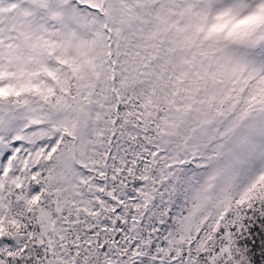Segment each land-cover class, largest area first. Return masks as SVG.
I'll use <instances>...</instances> for the list:
<instances>
[{"label": "snow or ice", "instance_id": "obj_1", "mask_svg": "<svg viewBox=\"0 0 264 264\" xmlns=\"http://www.w3.org/2000/svg\"><path fill=\"white\" fill-rule=\"evenodd\" d=\"M0 264H264V0H0Z\"/></svg>", "mask_w": 264, "mask_h": 264}]
</instances>
